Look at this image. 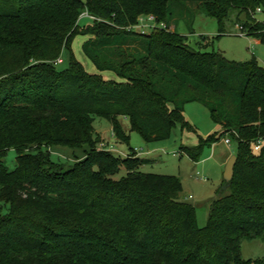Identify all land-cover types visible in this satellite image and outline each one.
Masks as SVG:
<instances>
[{
    "label": "trees",
    "instance_id": "trees-1",
    "mask_svg": "<svg viewBox=\"0 0 264 264\" xmlns=\"http://www.w3.org/2000/svg\"><path fill=\"white\" fill-rule=\"evenodd\" d=\"M187 3L218 20L217 37L243 24L264 44V21L256 20L264 0H0V264L253 260L244 259L242 245L264 239V65L256 56L237 61L207 50L214 43L207 35L195 47L171 29ZM84 11L98 19L81 26ZM144 14L167 27L128 28ZM78 33L92 36L83 50L97 74L72 52ZM65 49L70 67L59 69ZM194 101L209 108L220 131L182 151L198 161L205 144L229 135L237 155L203 227L196 205L180 197L179 176L140 170L146 157L100 150L94 127L106 118L128 142L127 118L146 141L164 140L177 124L192 128L185 108ZM62 147L73 150L72 163L52 158L50 149ZM12 149L14 169L4 160Z\"/></svg>",
    "mask_w": 264,
    "mask_h": 264
},
{
    "label": "rangeland",
    "instance_id": "rangeland-1",
    "mask_svg": "<svg viewBox=\"0 0 264 264\" xmlns=\"http://www.w3.org/2000/svg\"><path fill=\"white\" fill-rule=\"evenodd\" d=\"M83 2L86 3L87 0H83ZM256 20L264 21V11L256 12ZM79 23L81 26L92 24L91 18L88 16H81ZM242 25L229 24L228 32L217 37L219 34L218 20L199 8L197 3H187V8L178 9L171 20L170 27L171 29L177 27L180 33L188 35L190 43L195 47H197L201 35H207L214 41L207 50L221 51L228 59L237 61H247L256 56L259 62L264 65V44L256 42L255 37L247 35L250 31ZM241 30L247 34H241ZM91 37L88 34H76L72 42V52L87 72L97 74L99 72L96 66L83 50V44ZM61 59L63 62L58 64V68H69L71 51L65 49ZM104 78L106 80L114 79V73L107 72L104 74ZM185 118L192 128L177 124L169 138L152 142L146 141L139 132L131 131L127 118H123V126L130 133L128 142L119 141L113 135L112 124L106 118L97 117L94 127L100 134V142L112 143L126 153V156L120 155L121 157L151 158L150 161L140 166V170L179 176L184 186L180 197L189 199L196 205L197 221L199 226L203 227L207 224L211 203L217 197V190L225 181V167L229 158L235 154L236 143L232 141L231 144H228L225 138L229 136H223L213 144H205L198 161H195L182 151V146H197L212 134L219 132L220 127L212 119L209 108L201 102L188 103L185 108ZM51 154L52 158L58 162L72 163L74 161L73 150L68 147L55 148ZM16 156V151L12 149L4 159L10 169H14L16 166ZM125 173L126 169L123 167L114 177L120 178ZM2 211L6 212L7 207L2 208ZM242 254L244 259H264V239L244 241Z\"/></svg>",
    "mask_w": 264,
    "mask_h": 264
},
{
    "label": "built area",
    "instance_id": "built-area-1",
    "mask_svg": "<svg viewBox=\"0 0 264 264\" xmlns=\"http://www.w3.org/2000/svg\"><path fill=\"white\" fill-rule=\"evenodd\" d=\"M257 12H262V9L259 7L257 9ZM82 17H85V16H88L91 18V22H93L95 19H98L96 16L90 14L88 11H84L82 14H81ZM89 25V24H88ZM166 28L167 25L165 22H158L157 19H156V16L154 14H144V15H141L139 17V20H138V23L133 25V26H129L128 28H133L135 30H137L138 32H141V33H144V34H149L151 33V31H153L155 28ZM241 34H247L245 33L244 31L241 30ZM248 35V34H247ZM58 63H61L62 62V59H58L57 60ZM113 135L115 136V133L113 131ZM229 136V135H227ZM225 141L228 143V144H231L232 143V139L231 137H226L225 138ZM263 144V138H260L257 140L256 144H255V149H260L261 146ZM98 148L100 150H106V151H110V152H113L117 155H123L126 156V153L122 152L121 150H119L114 144L112 143H109L107 141H101L100 144L98 145ZM51 152H53L52 149H50ZM165 152V151H164ZM139 154H141V152H138ZM174 154H177V152H174ZM248 264H264V263H261V262H258L257 260H252L250 263Z\"/></svg>",
    "mask_w": 264,
    "mask_h": 264
},
{
    "label": "water",
    "instance_id": "water-1",
    "mask_svg": "<svg viewBox=\"0 0 264 264\" xmlns=\"http://www.w3.org/2000/svg\"><path fill=\"white\" fill-rule=\"evenodd\" d=\"M236 163H237V155L234 154L229 158V160L227 161L226 167H225L224 179L226 181L232 180L234 176V172H235Z\"/></svg>",
    "mask_w": 264,
    "mask_h": 264
},
{
    "label": "crops",
    "instance_id": "crops-1",
    "mask_svg": "<svg viewBox=\"0 0 264 264\" xmlns=\"http://www.w3.org/2000/svg\"><path fill=\"white\" fill-rule=\"evenodd\" d=\"M256 39V42H261L260 41V39H258V38H255ZM126 120V119H125ZM102 136H104V135H102ZM148 160H151V158H148V157H146Z\"/></svg>",
    "mask_w": 264,
    "mask_h": 264
}]
</instances>
